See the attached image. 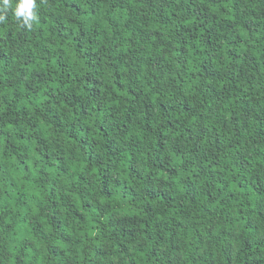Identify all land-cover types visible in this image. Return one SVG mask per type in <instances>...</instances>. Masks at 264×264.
I'll return each instance as SVG.
<instances>
[{
  "label": "trees",
  "instance_id": "1",
  "mask_svg": "<svg viewBox=\"0 0 264 264\" xmlns=\"http://www.w3.org/2000/svg\"><path fill=\"white\" fill-rule=\"evenodd\" d=\"M35 11L0 23V264H264V0Z\"/></svg>",
  "mask_w": 264,
  "mask_h": 264
},
{
  "label": "clouds",
  "instance_id": "2",
  "mask_svg": "<svg viewBox=\"0 0 264 264\" xmlns=\"http://www.w3.org/2000/svg\"><path fill=\"white\" fill-rule=\"evenodd\" d=\"M36 0H0V23L5 20V13L12 11L15 19L22 26L31 28L37 20Z\"/></svg>",
  "mask_w": 264,
  "mask_h": 264
}]
</instances>
